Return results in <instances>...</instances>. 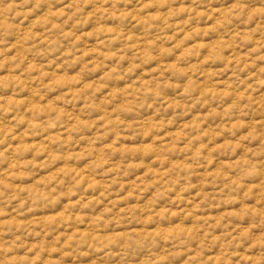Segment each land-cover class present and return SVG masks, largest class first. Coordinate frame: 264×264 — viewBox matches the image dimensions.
I'll return each mask as SVG.
<instances>
[{"label":"rangeland","instance_id":"rangeland-1","mask_svg":"<svg viewBox=\"0 0 264 264\" xmlns=\"http://www.w3.org/2000/svg\"><path fill=\"white\" fill-rule=\"evenodd\" d=\"M0 264H264V0H0Z\"/></svg>","mask_w":264,"mask_h":264}]
</instances>
